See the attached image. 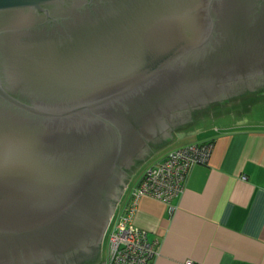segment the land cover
I'll use <instances>...</instances> for the list:
<instances>
[{
    "label": "water",
    "instance_id": "95a60500",
    "mask_svg": "<svg viewBox=\"0 0 264 264\" xmlns=\"http://www.w3.org/2000/svg\"><path fill=\"white\" fill-rule=\"evenodd\" d=\"M264 102V0H0V264H98L179 128Z\"/></svg>",
    "mask_w": 264,
    "mask_h": 264
},
{
    "label": "crops",
    "instance_id": "0c3cea01",
    "mask_svg": "<svg viewBox=\"0 0 264 264\" xmlns=\"http://www.w3.org/2000/svg\"><path fill=\"white\" fill-rule=\"evenodd\" d=\"M204 131L197 144L211 143V158L182 196L170 206L138 201L134 224L157 242L148 264H264V127Z\"/></svg>",
    "mask_w": 264,
    "mask_h": 264
},
{
    "label": "built area",
    "instance_id": "2783aa9c",
    "mask_svg": "<svg viewBox=\"0 0 264 264\" xmlns=\"http://www.w3.org/2000/svg\"><path fill=\"white\" fill-rule=\"evenodd\" d=\"M212 151L211 143L187 145L147 168L127 205L120 211L118 205L114 213L108 227L109 256L103 264H148L158 255L157 242L134 224L139 199L147 196L170 206L184 193L192 170L208 164Z\"/></svg>",
    "mask_w": 264,
    "mask_h": 264
},
{
    "label": "rangeland",
    "instance_id": "374dc122",
    "mask_svg": "<svg viewBox=\"0 0 264 264\" xmlns=\"http://www.w3.org/2000/svg\"><path fill=\"white\" fill-rule=\"evenodd\" d=\"M226 112L233 111L236 115H225L224 117L220 118H210L209 120H201L198 121L196 124L191 123L185 126L184 128H180L174 132L176 137L178 138L177 141L173 142L172 144L164 147L163 149L159 150L151 157H149L132 175L131 179L127 184V189L125 194L119 203L118 211L123 209L125 205L131 199L132 193L137 188L140 180L143 177V174L147 170L148 167L154 165L159 160H161L165 155H167L170 151L181 148L191 144H197L202 139H205L206 133H204L205 128H222L233 124H243L250 127H264V102L255 104L252 106L240 108L239 110H232L231 107H227ZM238 113V114H237ZM200 131V132H199ZM109 237L110 232L107 231L102 247H101V257L100 262L98 264H103L105 260L108 259L109 256Z\"/></svg>",
    "mask_w": 264,
    "mask_h": 264
},
{
    "label": "flooded vegetation",
    "instance_id": "af4514ba",
    "mask_svg": "<svg viewBox=\"0 0 264 264\" xmlns=\"http://www.w3.org/2000/svg\"><path fill=\"white\" fill-rule=\"evenodd\" d=\"M226 110V108H223V109H220V110H216V111H213V112H211V116L212 117H210L211 119L213 118H218V117H224L225 115H232V116H234V115H236L233 111L231 112V111H229V112H226L225 111ZM237 110V109H236ZM239 110V109H238ZM235 111V110H234ZM238 114V113H237ZM210 118H207V119H204V120H209ZM201 121V120H200ZM198 122V121H197ZM197 122H195V124L197 123ZM185 126H187V125H185ZM185 126H183V127H181V128H184ZM180 129V128H179ZM100 257H101V255H100Z\"/></svg>",
    "mask_w": 264,
    "mask_h": 264
}]
</instances>
